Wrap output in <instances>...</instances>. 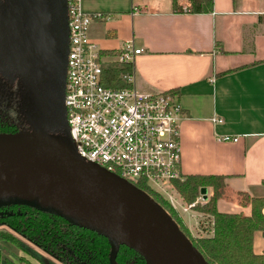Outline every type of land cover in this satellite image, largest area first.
<instances>
[{
  "label": "crops",
  "instance_id": "1",
  "mask_svg": "<svg viewBox=\"0 0 264 264\" xmlns=\"http://www.w3.org/2000/svg\"><path fill=\"white\" fill-rule=\"evenodd\" d=\"M175 4L182 9L187 0ZM79 5L102 16L89 25L87 37L103 63L116 62L113 55L130 42L132 50H141L133 58V88L141 94L174 92L182 115V177H224L213 217L186 209L173 193V209L183 223L203 221L205 236L214 232L239 254L264 257V225L253 207L254 198L264 197V0H212L211 12L201 14L173 11L172 0H79ZM212 118L222 122L212 124ZM220 136L237 142L218 143ZM210 195V188H202L195 202L204 205ZM35 252L16 255L23 260L19 264H61Z\"/></svg>",
  "mask_w": 264,
  "mask_h": 264
},
{
  "label": "water",
  "instance_id": "2",
  "mask_svg": "<svg viewBox=\"0 0 264 264\" xmlns=\"http://www.w3.org/2000/svg\"><path fill=\"white\" fill-rule=\"evenodd\" d=\"M12 1L29 41L27 47L9 46L0 29V70L14 68L30 95L44 104L45 119L58 124L64 136L0 134V200L30 206L102 236L112 246L109 264H115L120 246L145 264H206L149 196L86 162L72 148L62 105L67 39L63 0Z\"/></svg>",
  "mask_w": 264,
  "mask_h": 264
},
{
  "label": "built area",
  "instance_id": "3",
  "mask_svg": "<svg viewBox=\"0 0 264 264\" xmlns=\"http://www.w3.org/2000/svg\"><path fill=\"white\" fill-rule=\"evenodd\" d=\"M63 3L67 39L62 105L72 148L86 162L136 189L142 184L173 208L176 191L172 181L183 180L178 166V122L182 115L176 96L141 94L133 88V58L141 50H132L130 42L122 46L115 60L130 67L129 75L124 77L128 87H103L102 57L87 37L89 25L102 16L81 10L79 0ZM135 13L137 9L133 8ZM210 122L222 121L212 118ZM215 141L236 143L237 137L220 136ZM195 204L185 207L191 209Z\"/></svg>",
  "mask_w": 264,
  "mask_h": 264
},
{
  "label": "trees",
  "instance_id": "4",
  "mask_svg": "<svg viewBox=\"0 0 264 264\" xmlns=\"http://www.w3.org/2000/svg\"><path fill=\"white\" fill-rule=\"evenodd\" d=\"M172 8L173 11L182 12V9L176 6L175 0H172ZM185 8V12L190 14L209 13L212 9V0H187ZM129 73L130 67L126 64L117 62L102 63L100 83L103 87L111 89L127 88L128 84L124 77ZM167 93L174 95V92L171 91ZM13 133H16V128L13 125L0 121V134ZM223 182V176L189 175L184 176L182 181H172V184L176 193L186 205L195 201L200 189L210 188L211 195L207 202L201 206L195 204L192 209L203 215L213 217L215 201L223 190ZM136 187L147 194L153 202L168 214L206 264H264V257L239 254L225 245L214 232L208 236L190 240L182 230L181 222L179 223L175 219L174 213L177 212L167 202L140 183ZM253 207L258 220L264 225V215L261 212L264 207V197L254 198ZM0 225H6L61 264H109L113 254L111 244L102 236L74 227L57 216L41 212L24 204L12 203L0 206ZM2 238L14 242L17 247L19 246L17 241L7 234L0 233V239ZM1 247L2 250L10 254L0 244ZM16 261L4 258L2 261L0 260V264H19L23 262L21 258ZM114 262L115 264H145L140 256L123 246L118 247Z\"/></svg>",
  "mask_w": 264,
  "mask_h": 264
},
{
  "label": "rangeland",
  "instance_id": "5",
  "mask_svg": "<svg viewBox=\"0 0 264 264\" xmlns=\"http://www.w3.org/2000/svg\"><path fill=\"white\" fill-rule=\"evenodd\" d=\"M9 4L10 0H0V29L4 34L13 38H16V36L19 34L21 41L27 44L29 41V35L21 19H19L20 15L18 8L15 6L14 2L13 7H10ZM11 11L15 13V16L19 22L17 29L14 27L11 28L7 25V17ZM3 72L4 74H2V71L0 70V121L13 125L16 128L17 133H42L64 136V131L58 124H53L52 122L45 119L44 113L42 112L44 104H41L37 95L36 97H32L30 95L29 89L24 79L19 76L15 70L10 69L7 66ZM5 204L9 203L1 202L0 206ZM174 215L176 216V221L179 223L181 222L182 225H180L182 230H184V233L190 240L205 236L203 232H201V228H203L204 223L203 221H196V223L194 221H190V225L188 223L184 224L177 213H174ZM200 222H202V225H198ZM0 233L7 234L19 244L17 247L14 245V242L9 240L7 241L3 238V240L0 239V244L10 252L9 254L7 251L2 250L1 247V261L4 258H9L10 260L17 262L16 260L18 257L16 255L18 254L30 253L31 250L35 252L36 249L42 251L30 243L27 239L8 228L6 225H0Z\"/></svg>",
  "mask_w": 264,
  "mask_h": 264
},
{
  "label": "flooded vegetation",
  "instance_id": "6",
  "mask_svg": "<svg viewBox=\"0 0 264 264\" xmlns=\"http://www.w3.org/2000/svg\"><path fill=\"white\" fill-rule=\"evenodd\" d=\"M9 6L10 7H13V1L12 0H10V4H9ZM12 12V13H11ZM10 13H11V17H10V13H9V15H8V23H7V25L9 26V27H14L15 29H17V27H18V24H17V18H16V16H15V13L13 12V11H11ZM13 15V16H12ZM19 19H20V16H19ZM4 37L5 38H8V39H10V40H7V42L9 43V46H10V44H14V43H18V44H23V46H25V47H27V44L25 45L22 41H21V39H20V37H19V34L16 36V38H13V37H10L9 35H4ZM14 42V43H13ZM11 47H12V45H11ZM27 49V48H26ZM27 50H31V46H30V44L28 45V49ZM8 68H10V69H13L14 70V68H12V67H10V66H7ZM5 69H1V71H2V74H4V71Z\"/></svg>",
  "mask_w": 264,
  "mask_h": 264
},
{
  "label": "bare ground",
  "instance_id": "7",
  "mask_svg": "<svg viewBox=\"0 0 264 264\" xmlns=\"http://www.w3.org/2000/svg\"><path fill=\"white\" fill-rule=\"evenodd\" d=\"M1 202H9V201H2V200H0V203H1Z\"/></svg>",
  "mask_w": 264,
  "mask_h": 264
}]
</instances>
